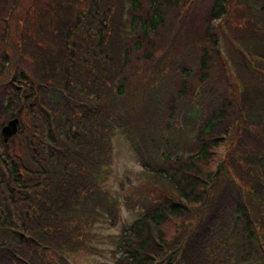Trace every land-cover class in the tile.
<instances>
[{"label": "trees", "instance_id": "16d2710c", "mask_svg": "<svg viewBox=\"0 0 264 264\" xmlns=\"http://www.w3.org/2000/svg\"><path fill=\"white\" fill-rule=\"evenodd\" d=\"M89 1H92L91 9L86 18L89 23L97 24L96 36L100 41L95 45L94 58L93 52L85 51L88 55L85 73L93 77L91 68L94 67L99 80L103 77L104 67L96 57L102 53L101 42L106 37L105 20H111L115 29L118 0ZM18 2L0 0V106L5 100L6 86L19 91L17 83L23 81L25 85L33 86L26 91L30 93V99L37 100L36 95L43 97L42 104L53 110L55 119L52 121H57L56 104L46 101L51 98L65 104V99L55 88L64 83V88L75 96L67 82L81 76L77 75V64L70 74L67 72L63 52H69V49L67 44L62 48L58 36L69 21V11L83 9L86 2L33 0L29 6L23 2L19 10H15ZM132 4L133 45L126 46L123 62L118 66L113 101L102 94L100 85L96 86L101 110L95 116L105 133H109L117 120L114 110L123 109L127 119L129 117L138 129H144L148 142L161 146L162 150L157 157L147 158L153 171L152 182L140 197L143 215L122 232L116 264H162L164 260L165 264H203L204 260L217 254L215 247L223 243L217 236L220 229L224 240L231 234L239 264H264V190L256 195L254 208L251 204L243 206L239 188L232 183L224 167L218 169L221 153L227 147L225 141L232 135L234 119L242 121L244 132H248L247 122L252 121L259 135L256 113L248 115L252 108L248 98L259 90L264 108V63L253 57L257 54L264 58V0H133ZM80 15L78 12L76 19ZM10 19L17 27L22 22L23 30L19 37L13 36L8 41ZM255 19L258 21L254 22ZM74 30H78L76 26ZM66 33L65 41H70L71 26ZM168 42L179 56L181 70L170 78L167 86L161 85L160 81L163 69L148 72L160 54L165 51L169 56L170 48L165 46ZM73 55L70 51L68 57ZM171 64H174L173 59L169 60V67ZM228 66L235 69L240 80H245L243 86L235 83L236 77L231 75ZM60 77L63 81L58 82ZM33 83H36L35 87ZM194 85L201 86L198 101L205 103L204 113L190 105L189 96ZM11 93L13 99H8L4 114L12 116L11 110H17L16 117L21 125L17 136L7 144L1 143L3 155L12 164L11 173L18 181L24 175L19 173L14 164L16 161L38 171L42 168L54 170V179L48 181L53 189L57 180L56 168L43 160L39 163L33 159L36 156L31 143L39 131L40 118L49 129L51 140L60 145L62 140L52 133L43 110L38 109V116L30 104L22 105L21 94L15 97L13 90ZM140 93L148 94L152 104L142 116L134 117L125 109L132 106L135 112L142 111L138 99ZM183 107L190 129L199 124L192 141L195 154L184 159L176 155L181 148L174 122L176 112ZM78 111L81 117L88 119L86 106L79 105ZM151 115L152 121L141 128ZM202 116L204 120H201ZM233 128L236 135H240L238 127ZM66 129L62 136L66 137L68 133L71 139H77V123L73 128L69 124ZM250 135L254 136L253 133ZM253 138L258 143V139ZM240 143L243 146L240 145L237 151L242 167L243 157L246 155L254 161L256 151L249 149L251 143ZM9 151L15 156L10 158ZM38 157L42 158V155ZM0 162L5 163L1 155ZM259 164L264 169V160ZM79 180H82L81 176ZM83 183L86 190L92 187L86 179ZM223 185L228 187L227 197H221ZM59 227L63 228L62 225ZM18 239L23 243L21 236ZM156 255L161 257L156 259Z\"/></svg>", "mask_w": 264, "mask_h": 264}, {"label": "rangeland", "instance_id": "374dc122", "mask_svg": "<svg viewBox=\"0 0 264 264\" xmlns=\"http://www.w3.org/2000/svg\"><path fill=\"white\" fill-rule=\"evenodd\" d=\"M9 30L13 32V26H10ZM115 136L117 138L113 143V148L115 149L113 173L103 183V186L114 194L118 203L116 214L120 215V222L127 224L133 218L138 217L140 213H138L137 209L127 208L124 205L123 200L125 196L129 194L132 198L140 197L145 192L144 189L147 185L151 184V181L147 182V180L143 179L133 151L125 138L118 133ZM119 228L120 225L117 224L115 229H108L106 227H101L100 229L116 232L119 231ZM70 260H72V264H100L93 257L80 252L71 254Z\"/></svg>", "mask_w": 264, "mask_h": 264}, {"label": "water", "instance_id": "95a60500", "mask_svg": "<svg viewBox=\"0 0 264 264\" xmlns=\"http://www.w3.org/2000/svg\"><path fill=\"white\" fill-rule=\"evenodd\" d=\"M14 124H15V121H11L9 124H7L8 127L4 128L5 130L8 131V134L14 132L13 131L14 130ZM6 136H8V135H6Z\"/></svg>", "mask_w": 264, "mask_h": 264}]
</instances>
